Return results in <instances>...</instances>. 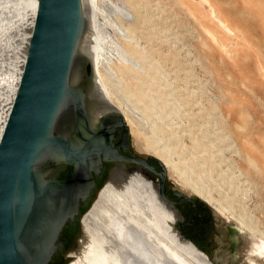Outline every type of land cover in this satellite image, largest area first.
Listing matches in <instances>:
<instances>
[{"label":"rangeland","instance_id":"374dc122","mask_svg":"<svg viewBox=\"0 0 264 264\" xmlns=\"http://www.w3.org/2000/svg\"><path fill=\"white\" fill-rule=\"evenodd\" d=\"M21 1H0V123L25 46ZM88 4L106 46L98 77L129 120L133 148L164 160L171 182L264 241V0ZM87 44H97L91 34ZM165 228L162 253L169 243L175 264L193 261L188 241ZM82 234L81 256L91 250Z\"/></svg>","mask_w":264,"mask_h":264},{"label":"water","instance_id":"95a60500","mask_svg":"<svg viewBox=\"0 0 264 264\" xmlns=\"http://www.w3.org/2000/svg\"><path fill=\"white\" fill-rule=\"evenodd\" d=\"M33 12L0 139V264L71 262L63 257L75 247L79 222L111 166L124 162L155 176L146 179L158 199L182 216L170 226L211 264H264L262 241L171 182L159 158L131 150L125 117L98 86L93 57L82 49L91 34L86 0H33Z\"/></svg>","mask_w":264,"mask_h":264},{"label":"bare ground","instance_id":"6f19581e","mask_svg":"<svg viewBox=\"0 0 264 264\" xmlns=\"http://www.w3.org/2000/svg\"><path fill=\"white\" fill-rule=\"evenodd\" d=\"M23 1H21V6H23V9H21L23 10L24 16H22L21 20L23 19V21H25V29L22 35L25 46L18 63V70L16 69L17 74L13 82L11 94L8 103L5 105L4 114L1 119L0 139L20 82L25 63L26 50L34 27L33 0ZM86 3L88 4V0H86ZM88 5L87 9L91 37L95 39V42L97 41V44L92 46L93 48L88 44H83L82 49L85 54L93 57L98 86L102 88L111 104L116 106L118 110L123 113V111L114 104L104 80H102L100 76L98 77L96 61L105 40L102 34V28L98 26L96 22V11L92 5ZM18 8H15V10L21 11V9ZM114 8L115 13L124 15L125 12L123 8H116L115 4ZM87 39L88 36L86 40ZM86 40H84L85 43H87ZM125 121L129 124L128 118H126ZM135 151L141 155L145 154L136 148ZM161 162L168 166L164 160ZM141 170L142 169L137 167L127 168L125 166H118L109 173L94 204L82 220V228L91 238V250L80 256L79 261L77 260L78 262H74L75 264H175L171 258L173 255L170 251L169 241L167 242L168 245L165 247L167 252L163 254L158 237L164 236L166 230L164 234H162V230L180 220L179 216L170 206L161 203L157 195V186H155V183L148 181ZM262 242L264 243V241ZM186 243L194 252L195 261L193 259V261H190L185 259V257L177 256L174 259L177 261L176 264H197L198 262L199 264H211L207 257L197 250L195 246L189 241ZM82 244L84 245L83 241L80 248ZM158 255L161 258H159ZM187 258H190V256Z\"/></svg>","mask_w":264,"mask_h":264},{"label":"flooded vegetation","instance_id":"af4514ba","mask_svg":"<svg viewBox=\"0 0 264 264\" xmlns=\"http://www.w3.org/2000/svg\"><path fill=\"white\" fill-rule=\"evenodd\" d=\"M129 137H130V133H129ZM129 146H131V150L134 152V150H133V146H132V144H131V138H130V141H129ZM123 166H125V167H127V168H133V167H136L135 165H133V164H130V163H126V162H124L123 163V165H122V167ZM114 167V165L113 166H111V168L109 169V171L107 172V175H106V178L108 177V175H109V173H110V171H111V169ZM142 172H143V174H144V176L147 178H150V177H155V176H153V175H151V173L146 169V168H143L142 170H141ZM147 173V174H146ZM146 174V175H145ZM105 178V179H106ZM165 205H169V204H165ZM169 206H173L171 203H170V205ZM173 207H175V206H173ZM175 210H176V213L178 214V216H179V219L180 220H178L179 222L181 221L182 222V216H181V214H180V212L178 211V209L175 207ZM83 215V214H82ZM82 217V216H81ZM80 217V218H81ZM83 228H82V223H81V221L79 222V235H78V237H75L74 238V243H75V247L71 250V251H69L68 253H66L65 255H64V257H63V260H65L66 258H74L71 262H69L68 264H75L76 262H78L79 261V259H80V245H81V243H82V241H83ZM78 260V261H77ZM75 262V263H74Z\"/></svg>","mask_w":264,"mask_h":264}]
</instances>
